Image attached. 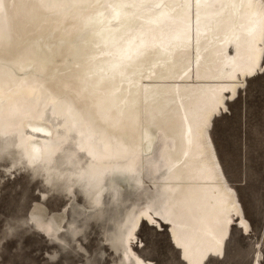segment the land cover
Masks as SVG:
<instances>
[{
  "label": "bare ground",
  "instance_id": "1",
  "mask_svg": "<svg viewBox=\"0 0 264 264\" xmlns=\"http://www.w3.org/2000/svg\"><path fill=\"white\" fill-rule=\"evenodd\" d=\"M263 55L264 0H0V157L92 208L131 184L149 202L117 231L124 264H152L134 242L157 218L203 264L250 226L211 126ZM42 212L31 220L62 242L64 216Z\"/></svg>",
  "mask_w": 264,
  "mask_h": 264
},
{
  "label": "rangeland",
  "instance_id": "2",
  "mask_svg": "<svg viewBox=\"0 0 264 264\" xmlns=\"http://www.w3.org/2000/svg\"><path fill=\"white\" fill-rule=\"evenodd\" d=\"M262 63L211 126L222 166L250 226L247 231L240 221L233 224L223 254L203 264H264V55ZM161 144L158 139L153 163L162 161ZM10 160L0 157V264H124L117 231L149 202L140 198L136 187L123 184L115 197L105 194L92 208V200L77 189L70 193L59 179L47 183L27 166L11 167ZM142 176L147 185L141 190H150L151 165ZM41 211L48 218L64 216L62 242L52 240L31 220ZM149 223L138 233L139 245L134 242L137 252L152 264H187L168 226Z\"/></svg>",
  "mask_w": 264,
  "mask_h": 264
},
{
  "label": "snow or ice",
  "instance_id": "3",
  "mask_svg": "<svg viewBox=\"0 0 264 264\" xmlns=\"http://www.w3.org/2000/svg\"><path fill=\"white\" fill-rule=\"evenodd\" d=\"M150 223H152L155 228H159L163 226V222L159 220L158 218L150 221Z\"/></svg>",
  "mask_w": 264,
  "mask_h": 264
}]
</instances>
